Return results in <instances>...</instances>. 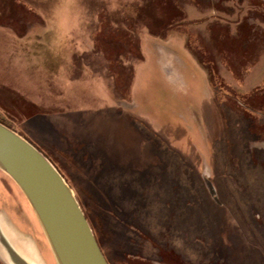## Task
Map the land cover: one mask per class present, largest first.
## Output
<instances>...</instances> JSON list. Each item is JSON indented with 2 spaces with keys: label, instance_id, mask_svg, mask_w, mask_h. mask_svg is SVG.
I'll list each match as a JSON object with an SVG mask.
<instances>
[{
  "label": "rangeland",
  "instance_id": "1",
  "mask_svg": "<svg viewBox=\"0 0 264 264\" xmlns=\"http://www.w3.org/2000/svg\"><path fill=\"white\" fill-rule=\"evenodd\" d=\"M0 119L61 170L109 264L264 263V0H0ZM2 173L0 213L43 254Z\"/></svg>",
  "mask_w": 264,
  "mask_h": 264
},
{
  "label": "water",
  "instance_id": "2",
  "mask_svg": "<svg viewBox=\"0 0 264 264\" xmlns=\"http://www.w3.org/2000/svg\"><path fill=\"white\" fill-rule=\"evenodd\" d=\"M0 169L25 195L57 264H109L61 172L39 148L1 122ZM205 183L212 194L211 183ZM0 245L16 264H30L2 237Z\"/></svg>",
  "mask_w": 264,
  "mask_h": 264
},
{
  "label": "crops",
  "instance_id": "3",
  "mask_svg": "<svg viewBox=\"0 0 264 264\" xmlns=\"http://www.w3.org/2000/svg\"><path fill=\"white\" fill-rule=\"evenodd\" d=\"M1 172H3L2 174H4L5 176H7V174L4 171L1 170ZM4 197H7V194H4ZM3 207L4 208H1V213H0V233L1 232L3 233V236L1 237L3 238L4 241H6L10 245V247H12V249L16 252V254L20 255L21 257L29 261L30 264H57L53 252L49 246L44 248L45 252L43 254H40L41 255L40 256L39 253L36 252L35 247L30 242H28L27 239L21 237V235L23 234L20 233L19 231L24 232L23 230L24 221L19 216L17 211L8 210L5 206ZM18 209L19 211L21 210L19 205H18ZM26 212L25 210L24 211L22 210V213H24L25 215ZM6 235L10 237L7 238ZM0 253L1 255L4 256V253L2 252L1 249H0ZM40 257L42 258V260ZM32 258L35 261H33Z\"/></svg>",
  "mask_w": 264,
  "mask_h": 264
},
{
  "label": "trees",
  "instance_id": "4",
  "mask_svg": "<svg viewBox=\"0 0 264 264\" xmlns=\"http://www.w3.org/2000/svg\"><path fill=\"white\" fill-rule=\"evenodd\" d=\"M0 122L1 123H4L5 125H7L8 127H10V128H12L9 124H7L6 122H4L2 119H0ZM12 129H14V128H12ZM24 137H26V136H24ZM29 139V138H28ZM31 141V140H30ZM49 159H50V161H52V163H54L53 162V160H51V158H50V156L48 155V153L45 151V150H42V148H39ZM54 165L56 166V164L54 163ZM57 167V166H56ZM57 169L59 170V168L57 167ZM60 172H61V170H59ZM115 180V179H114ZM113 181V180H112ZM113 185L114 183L112 182V183H109V185ZM106 185H107V183H106ZM106 187V186H105ZM106 191H108L109 192V188H107V189H105ZM116 191V190H115ZM248 199H244L243 201H247ZM248 201H250V200H248ZM86 215V214H85ZM95 235V234H94ZM96 237V239H98L97 238V236H95ZM98 241V240H97ZM99 244V243H98ZM100 246V245H99ZM100 248H101V246H100ZM262 249H264V247L262 248ZM101 250H102V248H101ZM103 251V250H102ZM103 254H104V256L106 257V255H105V253L103 252ZM263 255H264V252L262 253ZM106 259H107V261H108V263H109V260H108V258L106 257ZM264 264V263H263Z\"/></svg>",
  "mask_w": 264,
  "mask_h": 264
},
{
  "label": "bare ground",
  "instance_id": "5",
  "mask_svg": "<svg viewBox=\"0 0 264 264\" xmlns=\"http://www.w3.org/2000/svg\"><path fill=\"white\" fill-rule=\"evenodd\" d=\"M159 54L162 56V59L164 60L163 62L169 60V58L172 56L170 53H168L166 51H159ZM162 59H161V61H162ZM168 62H171V59ZM164 68L168 70L166 65L164 66ZM165 72H166V74L168 73L166 70H165ZM171 75L174 76V74H172V73H171Z\"/></svg>",
  "mask_w": 264,
  "mask_h": 264
},
{
  "label": "flooded vegetation",
  "instance_id": "6",
  "mask_svg": "<svg viewBox=\"0 0 264 264\" xmlns=\"http://www.w3.org/2000/svg\"><path fill=\"white\" fill-rule=\"evenodd\" d=\"M167 64H168V65H167V66H168V67H167L168 70L165 69V70L168 72V73H167V74H168L167 76H169L171 73L174 74V76H175V75H176L175 73L177 72V71H176V68H175L174 66H172L171 64H169V63H167Z\"/></svg>",
  "mask_w": 264,
  "mask_h": 264
}]
</instances>
